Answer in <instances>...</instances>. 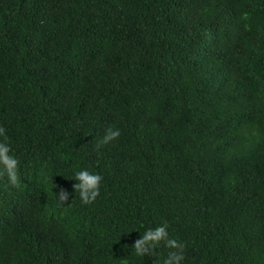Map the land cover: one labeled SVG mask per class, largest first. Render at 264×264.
I'll return each mask as SVG.
<instances>
[{"label": "trees", "instance_id": "1", "mask_svg": "<svg viewBox=\"0 0 264 264\" xmlns=\"http://www.w3.org/2000/svg\"><path fill=\"white\" fill-rule=\"evenodd\" d=\"M0 264H264V0H0Z\"/></svg>", "mask_w": 264, "mask_h": 264}]
</instances>
